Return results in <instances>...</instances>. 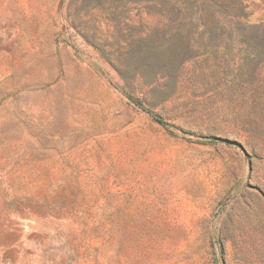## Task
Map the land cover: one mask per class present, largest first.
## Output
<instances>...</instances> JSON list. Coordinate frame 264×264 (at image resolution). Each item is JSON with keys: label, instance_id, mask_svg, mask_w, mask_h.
<instances>
[{"label": "rangeland", "instance_id": "obj_1", "mask_svg": "<svg viewBox=\"0 0 264 264\" xmlns=\"http://www.w3.org/2000/svg\"><path fill=\"white\" fill-rule=\"evenodd\" d=\"M0 264H264V0H0Z\"/></svg>", "mask_w": 264, "mask_h": 264}]
</instances>
